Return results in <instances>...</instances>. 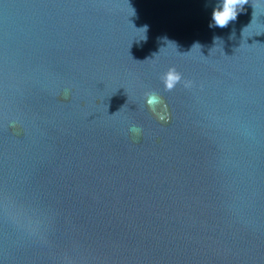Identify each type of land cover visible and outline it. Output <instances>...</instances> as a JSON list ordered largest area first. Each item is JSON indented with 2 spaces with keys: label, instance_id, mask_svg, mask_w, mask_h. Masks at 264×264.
<instances>
[{
  "label": "water",
  "instance_id": "obj_1",
  "mask_svg": "<svg viewBox=\"0 0 264 264\" xmlns=\"http://www.w3.org/2000/svg\"><path fill=\"white\" fill-rule=\"evenodd\" d=\"M219 5L0 0V264H264V0Z\"/></svg>",
  "mask_w": 264,
  "mask_h": 264
},
{
  "label": "clouds",
  "instance_id": "obj_2",
  "mask_svg": "<svg viewBox=\"0 0 264 264\" xmlns=\"http://www.w3.org/2000/svg\"><path fill=\"white\" fill-rule=\"evenodd\" d=\"M247 3L248 0H222V5L217 6L212 15L214 25L210 26L227 27L231 21L237 18L239 11ZM160 79L165 86V90L171 91L181 82L182 74L175 67H172L163 73ZM185 86H188V82H185ZM145 97L147 105L155 112L156 106L161 102V98L154 91L146 93ZM130 130L137 134L140 131L136 126H133Z\"/></svg>",
  "mask_w": 264,
  "mask_h": 264
}]
</instances>
